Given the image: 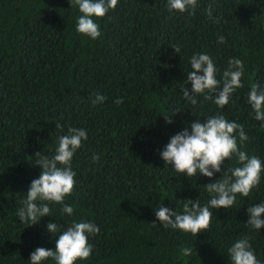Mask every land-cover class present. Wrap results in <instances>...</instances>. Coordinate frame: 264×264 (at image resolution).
Returning <instances> with one entry per match:
<instances>
[{
    "label": "trees",
    "instance_id": "obj_1",
    "mask_svg": "<svg viewBox=\"0 0 264 264\" xmlns=\"http://www.w3.org/2000/svg\"><path fill=\"white\" fill-rule=\"evenodd\" d=\"M80 15L70 0H0V264H30L36 248L55 250L61 233L47 224L66 230L74 221L101 230L89 237L90 258L77 264H232L228 248L243 236L264 264V228L247 225L248 207L264 202V173L249 197L210 208L211 226L197 236L165 229L156 217L160 207L182 213L187 200L205 205L211 194L204 185L239 166L233 157L208 178L166 165L161 151L192 123L224 115L244 127L242 150L264 161V121L247 102L253 84L264 89V0H197L194 13L170 11L168 0H119L94 18L97 39L77 32ZM200 53L212 57L218 79L230 58L244 63L243 87L223 109L203 95L195 105L184 98L191 57ZM97 94L106 100L93 106ZM69 127L88 134L73 157L77 183L64 201L74 213L45 202L52 216L21 223L19 209L42 172L35 154L54 155ZM185 247L190 256L182 255Z\"/></svg>",
    "mask_w": 264,
    "mask_h": 264
},
{
    "label": "clouds",
    "instance_id": "obj_2",
    "mask_svg": "<svg viewBox=\"0 0 264 264\" xmlns=\"http://www.w3.org/2000/svg\"><path fill=\"white\" fill-rule=\"evenodd\" d=\"M118 3L119 0H70L71 6L77 5L81 13L77 21V32L92 39L101 37L100 25L94 18L105 17L110 10L118 6ZM168 8L170 11L176 10L181 13L191 9L194 13L197 0H168ZM224 42L225 37L219 36L218 43ZM172 48L177 54L181 51L179 45ZM190 64L192 71L187 74V80L191 84V90L184 87L182 91L184 98L193 105L197 104L196 97L203 95L205 100H212L223 109L230 103L235 90L243 87L241 78L244 76V63L238 58L229 59V67L223 71L222 79L217 78L218 69L208 54H194ZM209 92L215 95H207ZM105 100L106 97L97 94L92 101L93 106ZM123 102L122 98L115 101L118 105ZM247 102L253 109L254 119L264 121V89L258 84H253ZM165 120L169 124L173 122L171 116H165ZM190 127L191 131L185 128L171 137L170 142L161 151V158L166 165H171L177 173L185 174L187 177H197L199 174L208 178L221 173L224 162L233 157L239 165L230 170L231 175L224 171L222 179L204 185L211 194V199L205 205L201 206L199 199L187 200L182 213L167 207H160L156 211V217L162 222L163 228L171 227L197 236L211 226L213 212L210 208H231L236 203L237 194L249 197L252 190L259 187L261 175L264 173V161L255 155L249 156L242 150L241 146L249 139L244 127L235 121H229L224 115L218 113L203 122L198 120ZM87 139L86 130L69 127L66 135L58 137L54 155L46 156L41 152L35 154L36 165L42 167V172L38 179L31 182L24 206L19 209L21 223L31 226L39 223L42 217L52 216L49 203L45 202L62 204V212L68 216L73 215L74 208L64 201L73 193L77 183L75 179L77 173L71 166L73 157L82 146V141ZM93 159L99 160V156H94ZM248 215L247 225L257 230L264 228V202L249 206ZM47 229L53 234L61 233L56 240V248L55 250L36 248L30 254V264H42L49 258L56 264H77V261L87 260L94 248L89 242V237L96 236L101 231L94 222L84 221H74L66 230H62L60 224L49 222ZM181 253L190 256L192 249L182 248ZM228 253L232 264H261L248 236L238 239L228 248Z\"/></svg>",
    "mask_w": 264,
    "mask_h": 264
}]
</instances>
